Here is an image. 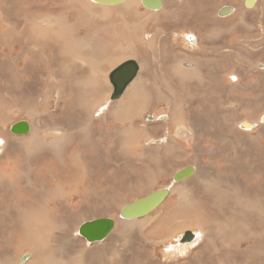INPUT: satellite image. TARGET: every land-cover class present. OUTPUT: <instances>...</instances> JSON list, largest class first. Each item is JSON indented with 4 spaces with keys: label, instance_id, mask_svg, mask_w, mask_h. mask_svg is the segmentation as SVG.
<instances>
[{
    "label": "bare ground",
    "instance_id": "1",
    "mask_svg": "<svg viewBox=\"0 0 264 264\" xmlns=\"http://www.w3.org/2000/svg\"><path fill=\"white\" fill-rule=\"evenodd\" d=\"M47 1L49 2V0ZM143 1L121 0L119 3L102 4L96 3L94 0H57L53 2V6L58 8L57 10L60 7L66 8L72 12L75 11L80 17H77L72 23H65V21L61 20V16L59 18V16H51L50 14L42 16L35 13L28 20V24L23 26V30L27 33V41H24L25 45L22 49L28 51L32 49L30 44L36 46V41L41 40L43 45H37L33 51L37 53L33 55L41 52V49L45 52L47 50L51 51L49 56L46 54V61L40 65H43V68L47 70L49 84L55 86L48 85L45 87V89L52 88L55 94L54 104L56 106L57 104L60 105L58 100H62L64 88L73 94L72 96L74 97L77 91L87 92L84 106L80 109V117L76 122L71 124L63 122L71 119L68 116L63 117L62 115L68 113L62 111L58 115L59 118L53 119V122H48L47 124L41 123V121H45L41 120V118L36 117L34 121L32 119L35 122V127H41L42 135H37L33 132L34 124L25 121L12 124L13 126L23 123L26 130L23 133L12 132V126L8 129V133L5 132V127L0 129L1 153H5L9 148L13 150L14 154V158L0 154V157L3 158L0 159V166L3 169L0 171V183L11 187L14 183H17L16 190H14L17 192L13 194V199L6 200L4 198L6 192H4L3 197H0V227L15 234L16 241L18 243L23 242L24 245L21 244L22 248L30 249L32 258L26 264H65V262L58 259L60 257L58 251H56L58 249L50 245L49 240L44 242L48 238L55 236V232L63 238L65 243L66 241L74 242L72 236L66 234L69 220L60 222L62 224H57L53 216H59L63 212L68 218L72 217L74 219V216H79L78 210L80 208H89L91 211H88L92 213L113 215L111 211L107 210L108 204L100 203L108 198L112 190V184L118 189L115 197H118V205L116 206L120 208L116 213V220L119 224H122L123 234L128 228L142 231L147 230L150 225L153 226L155 223H159V219H155L154 210L159 208L171 193L177 194L178 198L182 199L186 185L199 179L197 171L201 170L200 167L197 168L198 166H195L192 160L190 165L187 163L180 165V162L187 155H191V159H193L198 153L203 156L206 151H214L222 141L218 134V121L220 119L230 117L231 123L228 128L231 129L228 134L236 131L240 136H245L250 140L254 138L248 134L254 132L252 130L256 129V127L264 125V120H262L264 117L263 113L260 116L258 115V120L254 121L257 123H254L243 119L244 114L238 112V110L243 111L246 109V106L251 104V99L244 95L241 97L235 95V102L228 99L231 98L232 93L239 92V90H242L240 92L245 91L240 89L244 75L251 76L250 78L255 84L249 82V85H252L255 89L260 86L258 82H264V65L254 60L257 55L264 54V0H226L230 4L225 7L232 6L231 3H237L235 8L230 7L232 10L224 16H220L218 13L224 7L219 10H216L218 7L214 8L213 10L216 12H214L210 23L207 22L206 16L209 15L206 14V11L209 5L214 4L215 6V3L211 0H172L171 3L166 0H150L148 5L143 4ZM153 1L158 2L156 8L153 7ZM209 1L213 4H210ZM41 2L44 3L45 0H41ZM42 3L37 2L39 6ZM46 7L45 3L44 8ZM217 15L219 17L229 16L226 19L219 20ZM78 24H84L82 36L80 35ZM238 24L240 26L239 30L244 34L241 37L236 33ZM224 31L227 32V36L222 39ZM12 34L13 37L17 38L16 34ZM32 39H34V42H32ZM241 39H244L243 43L240 42ZM222 45L226 46L224 52ZM60 47L61 52L56 53L55 49ZM221 55H226L227 67L220 65L219 57ZM55 58H58L57 68L54 63ZM133 58L138 60L139 65L136 64ZM9 60L8 58V62ZM127 61H133L136 64L135 76L124 89L122 96L118 100L116 98V101H113L110 96L112 91H110L109 86L110 77L115 68ZM241 62L244 64V71L238 68V63ZM158 64L161 65L160 69H168L170 73L169 81L164 80L162 69L157 70ZM129 71H131V68H127L123 74ZM171 83L180 84L185 89H180L177 86L176 88L171 87ZM110 85H112L111 82ZM171 85L173 86V84ZM0 87L2 86L0 85ZM111 88H113V85ZM203 88L205 89L203 90ZM2 95H0V99ZM223 95L226 96L222 97ZM3 97L4 100L6 97L12 98L9 94ZM263 97L264 93L260 92L258 100L254 101V103L257 105L263 103ZM6 105H4V112L8 115L13 107H11L12 104L11 106L9 105L10 108L6 107ZM162 106L167 108L164 110L166 113H163ZM224 107H226L225 110H223ZM151 109L153 113L146 115L145 113ZM197 112L199 114H196ZM237 112L238 117H236ZM107 113L108 116H114L115 123L118 124L117 138H119L120 147H117V149L123 152L122 156L128 157V162L124 167L133 173L130 175L127 171L114 167L112 171L114 173V181L112 184L108 166V154L110 151L108 140L109 131L113 128V125L107 124ZM144 115H146V120L143 119ZM96 116L100 123L106 124L93 127L95 131H98V136L95 135L97 138L94 135L90 136ZM71 117L73 116L71 115ZM2 118L0 117V121L3 120ZM149 118L151 119L150 122L147 121ZM162 118H165V120H162ZM202 121H204L208 129L203 127ZM196 127L198 129L202 127V136L200 138L195 137ZM140 130L143 132L141 136L148 139L146 140L148 142L147 145H142L138 140L134 139L140 134ZM156 130L163 132L160 139L163 137L164 139L161 142L158 141L157 146H152L150 142H156L154 139H157L155 135H152ZM69 131L73 132V134L84 132V136L81 139L89 140L90 146L87 141L84 142L87 147L89 146L88 149L96 154L95 162L89 156L83 157L86 165L83 170L84 174L88 169L94 173L84 176L81 182L77 181L78 170L73 165L74 160L72 161V156L81 145L73 141V136ZM215 142L217 146H213ZM258 153L261 156L263 152L258 151ZM34 155H36L35 158L37 160L33 164L35 169L33 176L40 183V186L35 188V182L31 185V188L38 196V206H34L31 203L35 198L29 196L28 188H23L19 185L22 176V166L27 165L26 167H30V159ZM144 155H148V159L151 161L150 166H146L141 162V158ZM217 155L220 154L218 153ZM169 160L174 166L170 178L175 184L171 189L167 188L168 195L163 202L144 217L130 220L122 219L120 217L121 210L125 205L129 204L124 202L131 194V188L137 177L139 175L144 176L143 170H147L144 178L147 183L153 182L154 184L157 179V172L152 171V166H160L163 162L168 166L170 165ZM187 168H192L190 175L175 181L174 177L176 174ZM92 176L96 177L95 182ZM123 183L127 185L125 189H123ZM45 184L54 186V189H46ZM89 187L90 189H88ZM254 187L256 199L258 200L253 202L247 198L244 199V203L243 198L239 196V207L241 210L250 212L252 215H256V218L262 220L264 219V169L262 168L259 171V177ZM199 191L197 192L199 193ZM44 200L52 202L51 209L46 210L40 205ZM108 201L110 200L108 199ZM181 203L183 202L180 201L178 204ZM98 206H102L104 209ZM153 212L154 214L151 216ZM20 213L23 218V224L19 220ZM232 216L234 215H231L230 219ZM37 218H41L43 220L41 223L45 226L41 236L33 233L34 228H37L38 223H40ZM95 218H90L91 220L89 219L90 221L85 223H92L95 220L100 222L106 219ZM112 221L113 228L106 237L110 236V241H113L115 236H121L118 233H113L117 222L113 219ZM224 221L226 222V220ZM82 225H84V222L78 223L77 226L75 223L73 226L75 229L72 232L78 233L79 227ZM208 226L207 220L200 218L184 220L177 225L163 226L162 232L158 234L159 240L151 241L147 245L154 252L156 248H161V253L164 257L169 258L171 256L173 258V256H176L178 258L180 257L179 254L186 252L189 247L205 240ZM238 226L241 227L242 223L238 224ZM98 230V234L102 233L101 224H99ZM187 232L190 233L191 238L189 241L182 242V238ZM78 235L80 236L79 233ZM138 236L135 238H138ZM209 236L211 238V235ZM256 237H258V241L263 247L264 231L262 234L260 232ZM11 238V234L7 233L1 240L0 264H20V256L11 255L12 249L20 244L15 243L14 248H12ZM106 238L102 239L100 237L97 242L92 244L97 243L99 245ZM143 240L145 239L143 238ZM250 240H252V233H250ZM87 243V245H90L89 242ZM102 249L98 257L91 254L85 255V251L81 250L79 256H72L69 263L66 262V264H92L96 261L97 264H109L111 257L108 252L109 247L103 245ZM190 254L183 256L192 264H201L202 259L199 262L192 258ZM161 259L158 260L160 261ZM142 261H138V263ZM146 261L148 262V260Z\"/></svg>",
    "mask_w": 264,
    "mask_h": 264
},
{
    "label": "rangeland",
    "instance_id": "2",
    "mask_svg": "<svg viewBox=\"0 0 264 264\" xmlns=\"http://www.w3.org/2000/svg\"><path fill=\"white\" fill-rule=\"evenodd\" d=\"M56 1L57 0H49L48 2L47 0H45V2L42 3L41 0H0V43L3 42L2 44H0V85L2 86L0 87L1 89L0 95L3 94L2 97L8 94L12 96V98L6 97L5 100L3 99L4 97L3 98L1 97L0 99V110H1L0 117L1 118L3 117L2 118L3 120L0 121V129L2 127H5L6 133H8V129L10 128V126H12V124L20 122V121L21 122L25 121L30 124H34L33 132H35L37 135L38 134L42 135L41 127L40 126L35 127V122H33L36 119V117L41 118V120H45V121H41V123L47 124L48 122H53L52 121L53 119L59 118L58 115L61 114L62 111H66L68 113V114L62 115L63 117L68 116L72 120V121L71 120H64V121L61 120L65 123L71 124L73 122H76L77 119L80 117V109L84 106L83 104L85 102L87 92L77 91V94L74 97L72 96L73 94H71L66 88H64L65 91H64L62 100H58V103H60V105L57 104L56 106L54 104L55 94L52 88L45 89V87L48 85H51L53 87L55 86L52 84H49L50 82L47 78L48 77L47 70L43 68V65H40L46 61L45 60L46 54L49 56V52L51 51L47 50L45 52L43 51V49H41V52H39L36 55H33L34 53H37V52H33L35 50V47L37 45L39 46L43 45V41L41 40L36 41V44H37L36 46L30 44V47L32 48L30 49L31 52H29L30 50L25 51L24 49H22L23 46L25 45L24 41L25 40L27 41L26 39L27 33L23 30V26L24 24H28L29 22L28 20H30L35 15V13L41 14L42 16L43 15L46 16L47 14H50L51 16L53 15L59 16V18L61 16V20L65 21V23H72L75 19H77V17H80L75 11L72 12L71 10H68L66 8L64 9L60 7L61 9L59 8V10H57L58 8H55L53 6V2H56ZM166 1H169L170 3L172 2V0H166ZM211 1L215 3V6L213 3H211ZM211 1L209 2L210 4H213V5L211 6L209 5L208 10L206 11V14L209 15V16H206L207 22L209 23L212 21L214 12H216L213 10L214 8L218 7L216 10H219L221 7H225L230 4L228 1L226 2V0H215V1L211 0ZM37 2H40L42 4H40L39 6ZM45 3L47 5L46 8H44ZM219 4L220 5L224 4V5L220 6ZM231 4L232 6L230 5V7L235 8V5L237 3L236 4L231 3ZM153 5L155 6V8L158 6L157 2L155 1H153ZM216 5H219V6H216ZM26 15L28 16V18ZM226 17L218 16V19L223 20V19H226ZM68 25H74V24H68ZM78 26H79L78 28L80 30V35H81L82 31H84V29L82 28L84 27V24H78ZM239 29H240V26L238 24L236 27V33L238 34V36L241 37L244 34ZM12 33L16 34L17 38L15 36L13 37ZM225 36H227V32L224 31L222 33V39ZM243 40L244 39H241L240 42L243 43ZM32 42H34V39H32ZM224 46L222 45L223 52L225 51L224 48H226V46L225 47ZM55 51L56 53H60L61 47L58 49L56 48ZM88 53H90V51H88ZM8 58L10 59L9 62H8ZM219 58H220L219 59L220 65L222 67L223 66L227 67L228 66L227 60L225 59L226 55H221ZM133 59H135L134 61L136 62V64L139 65V63L137 62L138 60H136V58H133ZM223 60L224 62H222ZM254 60L257 63L264 65V54L257 55ZM54 63L57 68L58 58H55ZM159 64L157 65V70L160 69L161 67V65ZM238 68L244 71L243 62L238 63ZM161 69L164 73V76H163L164 80L169 81L170 73L168 69L167 68L164 70L163 68ZM244 76H243V81L241 83L242 85L240 89H244L245 91L240 92L242 90H239V92L232 93V95L230 96L231 98H228V99H230L232 102H235L236 101L235 95L239 97L244 95L245 97L251 99L252 100L250 102L251 104L246 106V109H244L243 111L238 110V112L244 114L243 119H247L250 122H254L258 120L259 116L262 113L264 114V101L263 103H259L258 105L254 103V101L258 100L259 93L260 92L264 93V82H258L260 86L255 89L252 85H249V82H252L253 84H255L251 80L250 78L251 76L249 75L248 76L244 75ZM171 84H173V86ZM171 84H170L171 87L176 88L177 86L180 89H183V90L185 89L184 87H181L180 84L179 85L178 84L176 85V83H171ZM109 86H110V91L112 90L110 93L112 95L113 88H111L112 85H110V82H109ZM175 88L174 90H176ZM204 89L205 88H203V90ZM121 96L122 94L120 95V97ZM224 96L226 95H223L222 97ZM227 96L229 97V95ZM30 97H31V100H30ZM119 98H117V100ZM65 100L69 102H66ZM113 101H116V99ZM5 104H7L6 107L8 106V108H10L9 105L11 106V104H12L11 107H13L8 115L6 112H4ZM163 107L164 106L161 107L162 111L163 113H166V111L164 110H166L167 108L166 107L163 108ZM226 107H224L223 110H225ZM238 112H237L236 117H238ZM152 113H153V110L151 109L149 112L145 114L151 115ZM29 114L31 115L29 116ZM196 114H199V112H197ZM71 115L74 118L71 117ZM146 115H144L143 117L144 120H146ZM106 116H107L106 121L108 122L107 124L113 125V128L109 131V140H108L109 146H110L109 147L110 151L108 154V162H109L108 166H109V171H110V182L112 184L114 181V173L112 172L114 170V167H116L117 169H121L123 171H127V173L130 175L133 173H131L127 168L124 167L128 162V157L122 156L123 152H120L117 149V147H120V142H119V138H117L118 124L115 123V117L108 116V113L106 114ZM97 118H98L97 116L94 118L95 122L92 125V128H91L92 134L90 136H93V135L98 136V131H95L93 127L106 125V124L100 123ZM162 120H165V118H162ZM147 121L150 122L151 119L149 118ZM230 123H231L230 117H227L226 119H220L218 121V134L221 137L222 141L220 142L218 146L216 145V142L215 144H213V146H217L216 150L210 151V152L206 151V154H204L203 156H201L198 153L197 155L194 156L193 159H191V155H187L180 162V165L185 164V163L190 165V162L192 160L195 163V166H198L197 168L200 167L201 170L197 171V175L199 176V179L192 182L191 184L186 185L184 189V196L182 199H179L177 194L171 193L169 197L164 201V203H162L159 208H156V210H154L155 214L153 212L151 216H153L154 214L155 219H159V223H155L153 226L150 225V227H148L147 230H142V231H136L133 228H128L127 231L124 232L123 234V230H122L123 227L121 226L122 224H119L116 220V217H117L116 213L120 208L116 206L118 205V201H117L118 197H115L117 196L116 194L118 192V189L114 187L112 184V190L109 193L108 198L104 200V202H100V203L105 204V205L108 204L107 210L111 211L113 215L111 214L106 215L102 213H92V212H89L91 211L89 210V208H85V209L80 208L78 210L79 216H74V219H73L72 217L68 218L67 215H64V213L61 212L59 216H53V219L54 221H56L57 224H62L60 222L69 220L68 222L69 225L67 226L66 234H69L70 236H72V238L74 239V242L66 241L65 243L63 238L60 235L59 236L57 235V232H55L54 234L55 236H52V238L50 239L48 238L44 242L46 241L48 242L49 240L50 245H53L54 248L58 249L56 250L58 251V255L60 256L58 257V259H60L62 262H65V264L66 262L69 263L72 256H76V255L79 256L81 253L80 252L81 250L85 251V255L91 254L92 256L98 257L101 250H103L102 249L103 245H107L109 247L108 252H109V255L111 256L109 259V264H132V263L137 264L138 261H142L143 259L144 261L139 262L138 264H152V262L153 264H170V262L171 264H174L177 261V259H179L180 261L178 260L175 264H183V263L192 264L190 261H188V259L184 257V256L189 255L190 253H191L190 256L194 258L195 260H198L200 262L202 259L203 262L201 261L200 262L201 264H212V263L213 264H217V263L218 264H236V263L237 264H243V263L244 264H264V239H262V243H263V247H262L258 241V237H256L260 232L262 234V232L264 231V219L261 220L259 218H256V215L254 216L250 212L241 210L239 207V198H238L239 196H241L243 198L244 203H245L244 199H247V198L248 200L253 201V202L255 200H258L256 199V191H255L254 186L257 183V180L259 177V171L261 170V168L264 169V125H260L262 127L260 126L256 127V129L252 130L254 132H251V133L248 132L250 133L248 135L254 138L250 140L249 138L245 136H240L236 131L228 134L229 130L231 129V128H228ZM254 123H257V122H254ZM201 124L203 125L205 129H208L204 121H202ZM70 133L73 136V141L81 145V147L76 149L74 155L72 156V161L74 160L73 165L75 169L78 170L77 177H76L77 181L81 182L84 176L86 175L89 176L94 173L93 171L88 169L84 174L83 170L86 167V165H85V159L83 157L89 156V158H91L92 160H94L93 162H95L96 154L94 151L92 153V151L88 149V147L90 146V141L81 139L84 136V132H82L81 134L79 133L73 134V132H70ZM141 133L143 135V132L140 130V134L137 137H134V139L138 140V142L142 145H147L148 142H146V140L148 139H145L143 136H141ZM162 134L163 132L160 130H156L155 132H153L152 135H155L157 139H154L156 140V142H150V145L157 146L158 141L161 142L164 139V137L160 139L162 137ZM14 136H18V135H14ZM96 136L95 138H97ZM201 136H202V127L201 129H198L196 127L195 137L200 138ZM84 141H87L89 143L88 147L86 146ZM258 151L263 152L261 156H259ZM218 153L220 155H217ZM0 154L3 156H8V157L12 156V158H14L13 150H10L9 148L5 151V153H1L0 151ZM35 157L36 155L31 157V159L29 158L30 167H26L27 165L22 166V169H21L22 176L19 181V185H21L23 188L24 187L28 188L27 191H28L29 196L31 198H35L34 201H32L31 203L34 206H38V198H37L38 196L35 194L34 190L31 188L32 187L31 185H33L35 182H36L35 188H38V186H40V183L36 181V179L33 176V172L35 170L33 167V164L37 160V158ZM0 159H3V158L0 157ZM59 159H62V158H59ZM141 162H143L146 166L151 165V161L148 159V155H144L141 158ZM168 162L170 163V165L168 166H166L165 162H163L160 166H157V165L152 166V171L157 172V179L154 181V184L153 182L147 183V180L144 178L147 170H143L144 176L139 175V177H137L135 183H133V186L131 188V194L125 199L126 201L124 203L126 204L132 201H135L138 198L144 197L147 193L152 192V191H157L159 189L161 190L165 188L171 189L172 186L175 184L171 181L172 179L170 178L171 171L173 170L174 166L171 160H169ZM253 164L254 166H252ZM2 170L3 169L0 166V171ZM139 172L141 171L139 170ZM92 177L95 182L96 177L95 176H92ZM156 181H158L159 183ZM16 185L17 183H14L13 186L11 187L4 183H0V197H3L4 192H6V196L4 198L6 200L13 199L12 198L13 194L17 192V191H14L16 190ZM45 187L46 189L47 188L54 189V186H47L46 184H45ZM126 187L127 185L123 183V189H125ZM88 189H90V187ZM199 190L203 192H200ZM197 191H199V193ZM108 199L110 201H108ZM180 201L183 203L178 204ZM40 205L44 207L46 210L52 208V202L49 200H46V201L44 200V202ZM85 206H88V205H85ZM208 206L210 207L208 208ZM31 207L32 205L30 206V209ZM98 207H101L104 209V207L102 206H98ZM231 215H234V216H232L230 219ZM80 216L82 217L81 219H80ZM92 216L96 217L95 219L109 218L111 220L113 219L114 221H116L117 222L115 223L116 228L113 229V233L114 234L118 233L121 236L114 235L115 239L113 241L109 240L110 239L109 238L110 236H109L108 238L103 240L102 243H100L99 245L97 243L94 245L92 243H90V245H87L88 243L86 242L84 238L79 236L78 233L76 232L73 233L72 231H74L75 229L73 227L75 223L77 226L78 223L80 222L85 223L87 221H90L93 218ZM196 218L206 219L207 223H209V226H208L209 230L207 229L206 238H205V240H207V238L208 240L207 241L203 240L205 242L202 241L198 244H194L193 246L189 247L187 249L189 251L186 250V252L179 254L180 257L178 258L176 256H173V258L171 256L169 258L164 257L161 253L162 252L161 248H156L157 250L155 249V252H154V250L150 248V246L147 245L151 241L159 240L158 234L162 232L163 226H168L172 224L177 225L178 223L184 220H193ZM22 219L23 218L20 213L19 220L21 221V224H23ZM224 220H226V222ZM37 221L40 223H38L37 228H34L33 233L36 235L39 234L38 236H41L43 234V231L45 230V226L41 223V221H43L41 218H37ZM218 222L220 223L218 224ZM227 223H229L230 225ZM240 223H242L241 227L238 226V224ZM117 224H119L120 226ZM70 232H72L73 234ZM127 232L129 233L127 234ZM7 233L11 234V237H12L10 239L12 240L11 247L14 248L15 243H18V241H16L15 234L7 231L5 228L3 229L2 227H0V243L4 235H7ZM250 233H252V240H250ZM138 235H140L141 237ZM209 235H211V238ZM128 236L130 237V239ZM137 236L138 238H135ZM133 237L135 238V240ZM143 238L145 240H143ZM21 244L24 245L23 242H20L18 243L19 246L17 245L18 247L12 249L11 255L20 256L19 263L26 264L32 258L31 252H30V249L22 248ZM26 254L30 256L25 261L21 262L20 259L22 258L23 255H26ZM199 255L201 256V258ZM158 259H161V260L159 261ZM83 260H85V258H83ZM146 260H148V262ZM165 260L166 262H169V263H166ZM92 264H97V261L93 262Z\"/></svg>",
    "mask_w": 264,
    "mask_h": 264
},
{
    "label": "water",
    "instance_id": "3",
    "mask_svg": "<svg viewBox=\"0 0 264 264\" xmlns=\"http://www.w3.org/2000/svg\"><path fill=\"white\" fill-rule=\"evenodd\" d=\"M96 3H119L121 0H94ZM150 0H144L143 4L148 5ZM158 4V2H157ZM153 7H155L153 5ZM232 10L230 7H224L219 10V15L224 16L228 14ZM131 68V71H129L126 74H123V72L127 69ZM137 70V66L133 61H127L121 65H119L115 70L113 71L110 82L113 85V93L111 95V99L114 100L116 98H119L120 95L123 93L124 89L129 85V83L132 81V78L135 76ZM264 120V117L262 118ZM12 132H25V128L23 126V123L15 124L11 127ZM192 172V168H187L185 170H182L176 174L174 177L175 181L180 180L183 177H187ZM168 195L167 189H161L154 192H151L150 194L131 202L127 205H125L120 213V217L124 220H130L135 218L144 217L148 213L152 212L157 206H159L165 197ZM101 220V219H100ZM101 224V230L102 233L98 234V226ZM113 228V221L109 219L101 220L98 222V220H95L92 223H84L81 227H79L78 233L81 237H83L87 242L94 243L97 242L100 237L106 238L108 233L111 232ZM191 238V235L189 232L185 234V236L182 238V242L189 241ZM29 256L24 255L21 258V262L25 261Z\"/></svg>",
    "mask_w": 264,
    "mask_h": 264
}]
</instances>
